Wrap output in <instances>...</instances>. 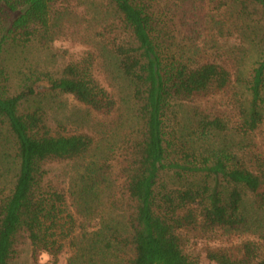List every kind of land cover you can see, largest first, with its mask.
Segmentation results:
<instances>
[{
  "label": "trees",
  "instance_id": "16d2710c",
  "mask_svg": "<svg viewBox=\"0 0 264 264\" xmlns=\"http://www.w3.org/2000/svg\"><path fill=\"white\" fill-rule=\"evenodd\" d=\"M64 3L0 0V264L24 241L34 264L41 253L58 264L65 241L67 264H199L188 243L223 236L247 239L208 249V264H264V152L253 139L264 125V0L78 1L113 74L107 85L121 83L132 110L133 126L110 121L98 137L46 125L47 103L58 96L103 118L117 110L92 54L59 75L31 71L12 88L8 57L50 49ZM249 49L256 60L245 76ZM225 92L222 115L190 108L178 128L187 140L176 146L178 108ZM71 161H87L73 180L78 208L98 206L103 194L123 218L101 217L95 229L72 234L65 195L44 168Z\"/></svg>",
  "mask_w": 264,
  "mask_h": 264
},
{
  "label": "rangeland",
  "instance_id": "374dc122",
  "mask_svg": "<svg viewBox=\"0 0 264 264\" xmlns=\"http://www.w3.org/2000/svg\"><path fill=\"white\" fill-rule=\"evenodd\" d=\"M78 1L80 0H66V3L62 5L61 11L63 9L65 15L61 16L54 27V41L50 45V49H44L38 45H33L23 54L8 57L6 64L10 71L12 88L16 89L22 76L28 75L31 71L49 72L53 75H59L68 63L79 61L83 57H87L88 54H92L96 58L95 76L107 90L116 95L118 99L117 110L110 117L103 118L89 111L86 107L79 104L68 95L58 96L51 98L47 103L46 125L52 132H64L66 134L87 133L93 136L96 131H99L102 124H111L110 121L113 122L117 120L123 125V128L127 125L133 126L132 121H130L132 110L127 97L128 93L119 82H112L111 87L107 85L109 80L106 74L110 79L111 76L113 77V74L103 63L102 59L97 57L98 53L94 50L95 46L92 40L96 29L95 24L91 21L88 10H86L83 5H78ZM86 2L87 1H85V3ZM186 42L178 38L176 45L186 48L185 51L187 52L190 46L186 44ZM236 43L238 42L235 41L233 45ZM236 45L239 46V44ZM194 48L195 45L190 51H193ZM255 60V53L249 49V51L246 52V56L240 61V70L244 72L245 76L248 75ZM230 71L233 75L236 74L234 68H230ZM235 89L238 91L243 90L238 87ZM231 91L232 90H229L228 92ZM227 95L228 94L225 92L211 99L199 100L197 103L183 104L181 108H178V127L171 125V127L174 126L176 129L173 143L176 146H183V143L187 140L184 138L185 132L180 135L178 128L180 126L187 127L183 119L188 115L191 107L197 106L205 114L222 115V113H225L223 106H225L229 100ZM120 113L124 115V119L121 122L116 119ZM94 137L98 136L95 135ZM253 139L257 148L264 152V125L259 133L254 135ZM82 162H52L44 166L47 171V180L65 195L64 216L68 214V216L72 217V234L75 236L80 233V228H85L89 231L95 229L101 217L105 219L112 217L123 218L124 215L118 202H114L113 205L107 204L106 195L103 194L100 196V204L98 206L86 208L82 202H80L81 206L78 208V204L74 200L76 198L75 192L77 187L75 188L73 180L76 173L83 170L84 164L87 163V161L84 164ZM115 170L117 169L115 168L114 171ZM119 196V194H116L115 197L119 199ZM245 239L247 238L223 236L220 238L219 242L198 240L194 241V244L193 240H191L190 243H188V251L192 257L198 259L199 264H208L209 262L206 258V251L208 249H213L215 247H235ZM69 256L70 251L67 241H65L58 264H67ZM47 260L48 257L42 253L37 257L38 264H45ZM10 264H34L31 246L28 241H24L20 244L17 248V255Z\"/></svg>",
  "mask_w": 264,
  "mask_h": 264
}]
</instances>
